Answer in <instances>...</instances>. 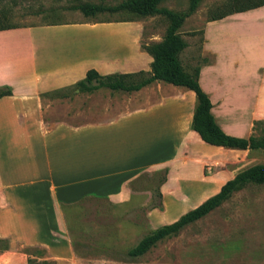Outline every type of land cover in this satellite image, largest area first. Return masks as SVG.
Returning a JSON list of instances; mask_svg holds the SVG:
<instances>
[{"label":"crops","instance_id":"crops-1","mask_svg":"<svg viewBox=\"0 0 264 264\" xmlns=\"http://www.w3.org/2000/svg\"><path fill=\"white\" fill-rule=\"evenodd\" d=\"M263 7L205 26L203 51L211 59L200 67L198 82L216 124L238 138L249 137L256 121L264 122V20L244 29L239 23ZM115 25L0 31V87L12 90L0 98V239L8 249L64 250L66 255H55L68 257L73 243L65 210L86 198L129 201L128 185L143 174L163 172L158 189L163 205L174 194H183L182 200L196 194L199 205L240 171L264 164L261 150L204 143L191 129L195 94L163 82L131 92L143 91L145 97L107 122L48 126L43 94L73 86L89 70L100 75L150 71L152 58L133 28H128L132 33L126 46L115 32L99 31ZM245 152L246 159H237ZM205 167L220 173L205 177Z\"/></svg>","mask_w":264,"mask_h":264},{"label":"rangeland","instance_id":"rangeland-1","mask_svg":"<svg viewBox=\"0 0 264 264\" xmlns=\"http://www.w3.org/2000/svg\"><path fill=\"white\" fill-rule=\"evenodd\" d=\"M76 1L116 5L123 0H22L13 5L2 2L0 12L7 7L10 9L5 18L7 21L3 20L2 23L17 28L112 23L116 24L113 31L103 28L99 31L115 32L119 44L123 46L129 44L132 31L128 28H133L141 45L160 41L168 27V21L160 15L138 18L103 14L91 18L78 10L62 7ZM228 4L229 0H201L196 11L186 18L179 29L187 43L180 60L188 71L201 67L211 59L203 51L205 26L212 17L221 14ZM158 7L183 13L188 10L189 0H161ZM240 19V27L244 29L256 20H264V9ZM225 29L216 27L214 30L222 32ZM144 97L143 91L133 94L105 88L93 93L64 90L43 97V118L48 126L57 123L71 126L104 123L125 110V107L137 106ZM255 133H259V127ZM241 154L237 159L247 158V152ZM230 159L237 160L233 157ZM219 173L210 167L203 170L205 177ZM163 175V172H159L139 176L128 185L132 191L131 199L123 203L86 198L79 203V207L69 206L65 211L73 252L68 257L55 255H66L64 250H53L51 254L40 247L6 249L7 242H0V264H264V188L256 186L235 192L201 220L159 242L143 256L130 258L128 249L144 235L176 221L201 201L200 198L195 199L197 195L193 193L183 200V194H174V199L167 200L163 205L156 193ZM155 204L158 207H153ZM29 259L34 263H29Z\"/></svg>","mask_w":264,"mask_h":264},{"label":"trees","instance_id":"trees-1","mask_svg":"<svg viewBox=\"0 0 264 264\" xmlns=\"http://www.w3.org/2000/svg\"><path fill=\"white\" fill-rule=\"evenodd\" d=\"M26 1V0H23ZM59 1V0H57ZM161 0H123L116 5H105L102 3L78 2L67 6L66 9L78 10L85 17H97L103 14H123L132 15L138 18H147L156 15L163 16L168 21V27L163 38L158 42L141 44V48L151 58L150 71H139L136 73L100 75L95 70H89L85 77L69 88L55 90L51 93L43 94L48 96L58 94L64 90H78L82 93H93L99 89L105 88L110 91H119L125 93L137 92L153 82H163L175 87H184L195 94L196 106L194 109L191 129L206 144L222 147L231 150H261L264 153V122L256 121L253 126V133L247 138H238L230 136L216 124L211 113V102L207 94L201 89L198 77L200 67L193 71H188L180 60V54L187 47L179 29L184 24L187 17L192 15L199 6L201 0H189V7L186 12L179 13L166 8H159ZM8 5L21 3L22 0H0V3ZM264 6V0H229L228 6L218 16L212 17L210 21L223 19L227 16L243 13ZM40 9V7H38ZM10 9L4 8L0 12V31L14 29L2 21H7V15ZM127 21L128 20H123ZM102 23V22H100ZM12 90L8 86L0 87V98L11 96ZM257 127L259 133L256 134ZM264 184V164L250 166L233 178L226 181L220 190L209 197L201 204L180 216L176 221L162 225L149 231L133 247L128 249L127 255L130 258H138L146 254L159 242L177 235L185 227L201 220L223 203L229 200L235 192H238L248 185ZM160 198L159 190L156 191ZM153 207H158L156 204ZM0 242L5 240L0 239ZM6 249L8 245L6 244ZM29 263H34L29 259Z\"/></svg>","mask_w":264,"mask_h":264}]
</instances>
